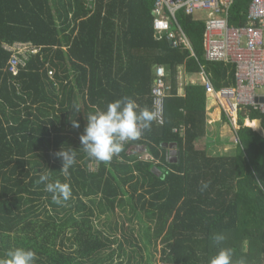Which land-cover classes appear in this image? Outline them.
<instances>
[{
    "label": "trees",
    "instance_id": "trees-1",
    "mask_svg": "<svg viewBox=\"0 0 264 264\" xmlns=\"http://www.w3.org/2000/svg\"><path fill=\"white\" fill-rule=\"evenodd\" d=\"M154 2L0 0V259L23 247L36 264H209L230 248L234 264H264V136L244 126L249 118L264 129V114L239 113L234 157L195 148L206 134L207 93L189 85L180 97V69L204 70L220 90L236 85V67L205 60V23L184 11L176 18L195 56L158 38ZM251 2L234 1L231 25L247 24ZM18 42L41 51L14 76L5 46ZM157 66L171 86L165 125L153 121L110 162L90 159L80 141L87 115L123 97L152 110ZM181 126L183 135L173 132ZM138 143L155 162L131 152ZM63 148L77 151L67 177L55 155ZM42 174L69 183L71 198L55 203L37 183ZM201 182H210L206 191ZM216 234L225 237L219 244Z\"/></svg>",
    "mask_w": 264,
    "mask_h": 264
},
{
    "label": "built area",
    "instance_id": "built-area-1",
    "mask_svg": "<svg viewBox=\"0 0 264 264\" xmlns=\"http://www.w3.org/2000/svg\"><path fill=\"white\" fill-rule=\"evenodd\" d=\"M91 2L92 0H85ZM235 0H155L153 27L158 38L166 37L174 48L185 46L192 51V44L179 25L176 15L184 11L195 17L206 14L204 51L207 62H224L236 67V85L217 90L208 74L203 70L204 87L208 96L214 98L221 112L235 125L240 112L250 110L264 114V0H252L248 9L246 25L234 26L229 22L230 9ZM177 27V31L173 29ZM11 52L9 70L17 76L26 67L30 56L37 54L30 43L6 45ZM54 75L53 71L49 76ZM152 87V110L157 113L154 121L163 126L166 123V98L171 86L166 82L167 72L163 66L156 67ZM144 134L139 138L142 139ZM131 152L141 160L155 162V158L143 144H135Z\"/></svg>",
    "mask_w": 264,
    "mask_h": 264
},
{
    "label": "clouds",
    "instance_id": "clouds-1",
    "mask_svg": "<svg viewBox=\"0 0 264 264\" xmlns=\"http://www.w3.org/2000/svg\"><path fill=\"white\" fill-rule=\"evenodd\" d=\"M78 112L79 104L74 105ZM157 119V113L148 108L140 109L136 101L130 97L110 102L106 110H97L87 115V124L84 133L80 137L83 151L90 159L97 162H110L118 157L124 150L127 141L139 139L146 130H150L153 121ZM74 127H79L77 121H72ZM62 159V174L69 176L70 168L76 163L77 151L72 148L55 153ZM37 183L45 186V191L52 194V199L57 204L68 201L72 196L69 183L51 181L48 174H42ZM210 182H201L200 191H206ZM212 239L219 244L225 237L216 234ZM234 253L230 248H221L214 255L209 264H234ZM37 254L34 250L17 247L7 252L6 259H0V264H36ZM235 264H247L245 258L235 261Z\"/></svg>",
    "mask_w": 264,
    "mask_h": 264
},
{
    "label": "crops",
    "instance_id": "crops-1",
    "mask_svg": "<svg viewBox=\"0 0 264 264\" xmlns=\"http://www.w3.org/2000/svg\"><path fill=\"white\" fill-rule=\"evenodd\" d=\"M206 17H207L206 14H199L193 18L195 19V21H201V22L205 23ZM36 49L38 50L37 54L34 56H30V59L39 55L41 49L37 48V47H36ZM30 59H29V61H30ZM226 64H228V63H226ZM26 67H25V69H26ZM53 76L52 77L49 76V77L52 79ZM203 81H204V78H203L202 73L190 74V73L186 72L184 67H182L180 69V72H179V87H178L179 96L180 97L185 96V89L189 85H200V86L202 85V86H204ZM214 100H215L214 98L207 95L206 134H205V136L196 140L195 148L198 151H205L206 155L210 158H217V157H223V156L234 157L238 153V145L240 144V140L238 137V131L241 128V126L238 123L239 115L235 117V125L232 124L229 121V119L227 118V116H225L221 112L219 105L217 106V104L214 102ZM249 121L251 123L257 122V124H255V123L254 124L257 126V128H259L258 131L254 130L253 127L251 129L255 132L260 133L262 136H264V129L262 128L261 121L260 120L251 121L249 118H246L244 121L245 127L250 128L249 126H251V125L248 124L249 126H247V123ZM173 132L174 133H180L183 135L185 133V127L181 126L179 128H175L173 130ZM146 149L149 152L147 147H146ZM169 151H170L169 152L170 155L174 159L178 158L177 146L170 148ZM151 155L153 156V154H151ZM156 163H158L157 160H156Z\"/></svg>",
    "mask_w": 264,
    "mask_h": 264
},
{
    "label": "rangeland",
    "instance_id": "rangeland-1",
    "mask_svg": "<svg viewBox=\"0 0 264 264\" xmlns=\"http://www.w3.org/2000/svg\"><path fill=\"white\" fill-rule=\"evenodd\" d=\"M214 102L217 104V101L216 100H214ZM217 106H218V104H217ZM248 124L249 125H251L254 129H256L257 128V126L255 125V124H252L250 121L248 122ZM233 128V127H232ZM234 129V128H233ZM234 138V137H233ZM155 254H156V257H157V260L159 259V253L158 252H155Z\"/></svg>",
    "mask_w": 264,
    "mask_h": 264
},
{
    "label": "water",
    "instance_id": "water-1",
    "mask_svg": "<svg viewBox=\"0 0 264 264\" xmlns=\"http://www.w3.org/2000/svg\"><path fill=\"white\" fill-rule=\"evenodd\" d=\"M170 44L172 45L173 43H172V42H170Z\"/></svg>",
    "mask_w": 264,
    "mask_h": 264
}]
</instances>
